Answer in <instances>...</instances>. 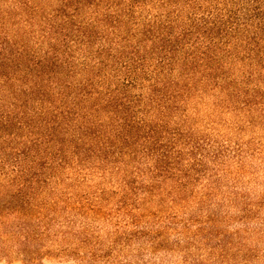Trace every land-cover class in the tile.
<instances>
[{
    "label": "trees",
    "instance_id": "1",
    "mask_svg": "<svg viewBox=\"0 0 264 264\" xmlns=\"http://www.w3.org/2000/svg\"><path fill=\"white\" fill-rule=\"evenodd\" d=\"M239 55L264 57V0H0V145L27 133L0 159V173L11 171L0 184L11 190L6 201L0 192V221L34 215L33 191L50 185L68 149L82 162L120 161L149 114L172 109L181 75L210 77ZM174 137L158 178L183 161L180 140L192 142ZM198 153L193 144L189 171ZM41 196L39 216L55 211Z\"/></svg>",
    "mask_w": 264,
    "mask_h": 264
},
{
    "label": "rangeland",
    "instance_id": "2",
    "mask_svg": "<svg viewBox=\"0 0 264 264\" xmlns=\"http://www.w3.org/2000/svg\"><path fill=\"white\" fill-rule=\"evenodd\" d=\"M237 58L210 77L181 75L172 109L149 114L120 161L82 162L68 149L50 185L33 191L34 215L1 219L0 264H264V57ZM177 133L192 142L180 140L183 161L158 178ZM21 135L12 144L6 136L0 159ZM193 144L203 149L194 172L185 161ZM0 192L9 199L11 190ZM42 194L56 207L39 216Z\"/></svg>",
    "mask_w": 264,
    "mask_h": 264
}]
</instances>
